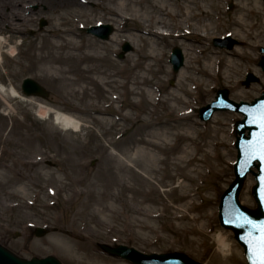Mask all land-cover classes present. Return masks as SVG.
Here are the masks:
<instances>
[{"label": "rangeland", "instance_id": "obj_1", "mask_svg": "<svg viewBox=\"0 0 264 264\" xmlns=\"http://www.w3.org/2000/svg\"><path fill=\"white\" fill-rule=\"evenodd\" d=\"M123 1L92 0L67 13L58 0H27L21 33L0 34L11 40L0 61V245L25 260L51 256L62 264H132L108 255L104 245L183 253L202 264H247L243 247L219 220L221 198L235 180L236 124L244 117L218 111L202 121L199 111L222 90L237 103L264 92V0H175L205 6L208 13L200 17L192 6L189 26L205 24L209 39L162 38L157 46L141 33L148 17L132 24L111 11ZM99 24L115 28L109 40L87 32ZM61 30L108 56L110 69H98L112 73L104 88L81 81L70 90L42 77L47 65L37 59L63 53L41 46L57 42ZM127 43L132 50L121 58ZM150 48L159 53L158 65L132 70L129 59L143 61ZM175 48L185 63L195 59L194 68L211 63L217 50L224 58L212 79L193 70L183 83L185 63L175 73L170 62ZM83 68L92 66H72L67 76L76 78ZM250 74L258 82L246 86ZM26 78L49 95L27 96ZM148 89L153 97L140 94ZM45 108L78 120L80 129L62 128ZM255 184L250 174L240 195L249 209L257 208ZM38 228L48 233L37 237Z\"/></svg>", "mask_w": 264, "mask_h": 264}, {"label": "bare ground", "instance_id": "obj_2", "mask_svg": "<svg viewBox=\"0 0 264 264\" xmlns=\"http://www.w3.org/2000/svg\"><path fill=\"white\" fill-rule=\"evenodd\" d=\"M25 1L27 0H0V34L4 31L13 33L15 36L21 33L24 23H20L18 20L26 17L24 8ZM91 1L92 0H58L57 3L63 11L67 10L68 13V9L75 10L76 8H81L82 6L88 5ZM109 1L112 2L115 0ZM170 2H172V4ZM175 2V0H126L120 2L117 8H111V11L120 17L121 20L125 22L129 21L132 24L137 23L139 17L142 15L148 17L149 20L152 19L151 21L148 20V24H144L141 33L147 37L146 39L154 43L155 46H157L156 42L162 38L183 41L196 36L202 37V41L204 42L207 41L209 37L205 34V24H199L194 29L189 26V21L192 20L195 15L193 14L192 6H196V4H192V2L188 1L180 2V4H175ZM9 3L11 8H9L10 10L8 13H4L5 9L9 7ZM196 9H198L199 12L195 17L207 15L208 13L205 6H200V9L196 6ZM153 13H157L158 18L153 17ZM23 20V22H25L26 19ZM244 22L245 19H243V23L241 22L240 24H244ZM55 36L58 40L57 42H51L49 39H46L40 50H60L63 55L48 54L46 56H40L37 59L39 63L47 65L43 71L42 77L70 90L73 89L74 86L78 87L81 81L95 82L99 87L101 86L104 88L108 81H110L112 73H107L106 70L98 71V69H103L104 67L110 69L109 65H111V61L107 55L101 53L98 45L96 43H81L77 39V34L73 31L61 30V33ZM10 43L11 40L9 38L0 39V61L2 57L6 56V48ZM75 51H77V53H74ZM79 51H81V53L78 54ZM236 53V55H238L241 52L239 50ZM223 58L224 52L222 50H217L213 54L211 63L206 62L201 68H194L196 65L195 59L188 58L184 68L180 72V82L184 83L189 81L193 70L201 78L212 79L215 69L214 65L217 63L222 64ZM142 59L143 61L129 59L128 63L131 69L134 70L139 65H143L150 70L155 65H158L160 61L159 53L157 49L154 48H150ZM83 64L92 66V68H83L82 72L79 73L76 78L67 76L72 66L82 67ZM228 67L231 69L232 64L228 63L227 68ZM140 78L143 80L142 82H146L145 77ZM131 91L134 94H139L136 93L135 88H132ZM187 92H189V90H187ZM140 94L154 96L153 91L150 89L143 90ZM171 98L178 103H185V100L178 94H172ZM44 112L55 114V123L64 129L79 130L81 127V123L78 120L52 108H45ZM218 239L221 241L224 248H226L223 239H221L219 235Z\"/></svg>", "mask_w": 264, "mask_h": 264}, {"label": "water", "instance_id": "obj_3", "mask_svg": "<svg viewBox=\"0 0 264 264\" xmlns=\"http://www.w3.org/2000/svg\"><path fill=\"white\" fill-rule=\"evenodd\" d=\"M45 25L47 23L43 21L42 27ZM113 31L114 28L111 25H100L88 30L89 33L105 40L110 38ZM233 44L228 47L232 48ZM123 50L121 57H124L132 48L127 43ZM262 52L264 53V48ZM184 60L182 50L175 48L171 57L175 73H178L184 66ZM260 65L264 70V59ZM252 82H258V79L250 74L244 84L249 86ZM22 87L25 94L29 96L49 95L39 83L32 79H26ZM229 110L242 114L244 119L236 125L235 147L238 156L234 164L235 180L221 198L219 220L223 228L234 232L236 240L244 248L247 264H264V92L261 97L251 103H237L229 98L227 90H222L214 103L201 109V119L208 121L217 111ZM250 174L255 177L256 181L253 196L257 208L254 210L245 207L240 201L241 192ZM47 233L46 229L38 228L36 235L44 237ZM102 248L109 255L128 260L132 264H201L183 253L145 254L125 245L115 248L104 245ZM0 264L62 263L51 256L25 260L0 245Z\"/></svg>", "mask_w": 264, "mask_h": 264}]
</instances>
